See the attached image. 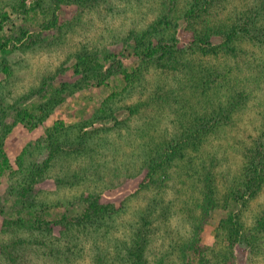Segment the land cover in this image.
Returning <instances> with one entry per match:
<instances>
[{"label": "trees", "instance_id": "trees-1", "mask_svg": "<svg viewBox=\"0 0 264 264\" xmlns=\"http://www.w3.org/2000/svg\"><path fill=\"white\" fill-rule=\"evenodd\" d=\"M74 1L90 5L94 0ZM0 2L3 3L0 6L1 31L9 16L5 9L7 4L4 0ZM25 5L26 0H20L19 7ZM10 7L15 9V5ZM180 22L186 38L183 43L177 34ZM133 28L124 44L130 47L129 56L137 61L136 66L131 69L125 66L121 58L124 53L104 55L93 49L77 52L71 70L77 76L78 86L84 83L86 87L91 82L103 84L112 75L121 77L124 91L137 83V100L126 106L129 116H137V140L142 139L136 171L143 176L135 195L154 191V196H158L140 209L137 226L129 237L119 242L114 240L116 255L94 241L92 264H166L169 255L183 264H234L237 244L254 254L260 250L264 237V206L255 220L253 233L247 230L242 218L244 205L264 187V0H159L150 22L143 28ZM24 35L14 37L15 42L25 43V47L36 43L38 34L26 36L27 40H23ZM246 44L252 52L258 51L251 56L250 63H244ZM8 45L7 41L0 42L2 54L10 53ZM152 72L159 74L155 80H151ZM167 79L175 83L176 88H171L173 84L168 85ZM117 100H120L119 94L111 93L97 111L107 114L110 108L106 106L115 105ZM50 109L44 106L43 116ZM18 117L27 127L33 125L34 116L29 110L24 109ZM160 123L166 126L162 128ZM87 126L84 122L71 129L63 120H55L44 142L37 144L45 153L40 161L25 165L26 150L18 156L22 173L21 182L15 188V199L22 204L29 202L27 216L19 210L14 219H4L3 231L43 227L50 231V222L41 213L44 210L35 209L30 200L40 181L59 163L62 175L56 178L58 187L87 184L75 198L79 204L75 206L74 216L61 218L64 221L62 237L67 238L66 250L71 254L80 253L83 249L79 244L85 243L89 236L93 238V232H99L94 240L107 236L104 227L113 225L118 210L111 204L101 203L102 191L88 190L91 185L84 182L87 166L75 170L64 164L82 152L92 159L91 154H101L105 148L101 149L106 143L100 135L101 128L84 130ZM248 127L254 132L246 136L240 133L241 130L247 133ZM65 166L67 169L63 172L61 169ZM8 167L0 142V173ZM104 168L92 163L90 170L94 169L91 170L93 175ZM19 170L13 173L18 174ZM124 171L131 173L130 168ZM109 172L111 178L124 174L116 168ZM103 182L111 184L108 180ZM168 190L176 193L171 205H159ZM171 207H176L180 217L185 219L188 233L182 239V235L177 236L178 241L169 245V249L164 245L163 252L151 262L148 254L152 251L150 242L155 233L151 230L150 217L159 209L160 215L156 214L155 219L163 218L162 209ZM219 208L226 214L214 228L215 242L209 246L203 242V233L213 211ZM144 225L150 227L144 228ZM163 232L168 236L170 230ZM27 242L36 246L35 249L41 247L43 255L61 254L69 260L62 250L39 239L17 238L2 245L0 253L15 264L17 243Z\"/></svg>", "mask_w": 264, "mask_h": 264}, {"label": "rangeland", "instance_id": "rangeland-1", "mask_svg": "<svg viewBox=\"0 0 264 264\" xmlns=\"http://www.w3.org/2000/svg\"><path fill=\"white\" fill-rule=\"evenodd\" d=\"M18 1L20 6V0H4L9 19L0 31V42H9L8 46L11 48L8 54L0 52V142L9 163V167L0 173V206H2L0 207V248L17 238L27 241L39 239L47 245H54L52 247L62 250L69 260L61 257V254L43 255L41 247L35 249L36 246L27 242L17 243L14 253L18 257L15 259V264H92L91 248L94 241L98 242L100 247L108 249V253L116 255L118 250L113 245L115 241H123L129 237L130 231L137 226V214L142 213L140 209L158 196H154V191L135 195L137 185L143 176V173L138 175L136 171L137 153L141 148L142 139L137 140V116H129L126 106L137 100V83L135 89L131 87L128 91H124L125 84L121 77L112 75L105 79L103 84L96 85L91 82L86 87L84 83L78 86L77 76H74L71 70L76 62L77 52L93 49L104 55L112 52L120 56L124 53V57L121 58L125 66L129 69L136 66L137 61L129 56L130 47L124 44L125 39L132 27L143 28L150 22L155 16L159 0H94L89 2L90 5L74 0H26V5L21 6L22 8L17 5ZM10 4L15 5V9L11 8ZM0 6H3V3L0 2ZM182 28L183 24L180 22L177 34L181 43L186 40L182 35ZM22 33L25 34L23 40H27L29 35L38 34L36 43L25 47V43L20 45L15 42L14 37ZM244 49L247 53L244 63H250L251 56L258 51L252 52L253 49L249 44H246ZM5 65H7L6 69ZM153 74L156 76H152ZM152 75H150L151 80H155L159 74L152 72ZM170 79H167L168 85L173 84ZM64 83H67V86L63 85ZM174 84L171 88H176ZM113 92L119 94L120 100L111 107L106 106L110 108L107 114L99 113L98 108ZM44 106L51 108L45 116L41 112ZM24 109L32 112L34 116L32 126L27 127L18 117ZM100 116L105 117L102 119ZM128 116L129 120H127ZM59 119L71 126V129L77 128L84 122L88 123L84 130L93 131L101 128L100 135L102 140L106 141L101 149L105 148L100 149L101 154H91V159L82 152L76 158H68L70 160L66 163L64 161V164L75 170L87 166L84 168L87 177L84 182L91 185L88 190L102 191L101 203L111 204L118 210L113 225L104 227L107 236L94 240L99 232H93V238L89 236L85 238V243L83 241L79 244L83 249L80 253L71 254L66 250L67 238L62 237L64 221L61 218L64 215L74 216L75 206L79 204L75 198L83 192L87 184L75 183L71 187H58L56 178L62 175L59 163L53 166L49 174L40 181L30 200L35 209L44 210L41 213L45 220L50 222L48 224L50 231L48 232L44 227L3 231L1 227L4 219H14L19 210V213L27 216L25 211L28 210L29 202L22 204L15 199V188L21 182L22 173L17 162L18 156L26 150L25 165L40 161L45 153L37 148V144L44 142L47 130L55 120ZM116 120L121 122L117 123ZM165 126L166 123H160V127ZM246 129L247 133L243 130L240 133L246 136L254 132L250 127ZM235 133H238L237 130ZM228 140L233 141L232 137ZM228 154L232 156V151L229 150ZM92 163L106 168L98 169L99 171L92 175L91 170L94 171V169L90 170ZM66 166L61 169L63 172L66 171ZM111 168L119 169L124 174L111 178L109 172ZM124 168H130L131 173L128 175ZM17 170L20 172L14 174L13 172ZM104 180L110 181L111 184L103 182ZM174 196L176 193L168 190L163 195L164 201L159 205H171ZM263 206L264 187L254 199L244 205L242 218L248 231L253 233L255 220ZM158 210L153 213L149 221L153 223L151 230L155 233L150 242L152 251L148 254L151 262L163 252L164 245L169 249V245H173L175 240L178 241L177 236L182 235L180 239L185 238L189 229L176 207H171L169 210L163 208L165 213L163 218L155 219L156 214L160 215ZM225 214L226 211L220 208L213 211L203 233L205 244L209 246L214 244V228ZM145 227L150 226L144 225ZM164 230L166 232L170 230L168 236L163 232ZM261 240L260 250L254 254L249 253L244 245L237 244L234 250V264H264V246L262 247L264 237ZM0 264L12 263L0 253ZM166 264L183 263L174 255H169Z\"/></svg>", "mask_w": 264, "mask_h": 264}]
</instances>
